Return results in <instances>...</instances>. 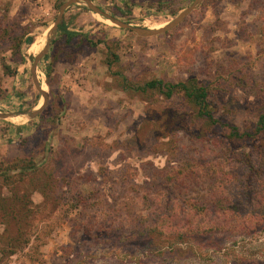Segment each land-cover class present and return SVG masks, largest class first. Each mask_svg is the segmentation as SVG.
I'll return each instance as SVG.
<instances>
[{"label":"rangeland","instance_id":"rangeland-1","mask_svg":"<svg viewBox=\"0 0 264 264\" xmlns=\"http://www.w3.org/2000/svg\"><path fill=\"white\" fill-rule=\"evenodd\" d=\"M67 1L1 3L0 114L43 106L31 67ZM91 1L158 29L195 0ZM64 21L89 40L51 45L46 108L0 118V264H264V136L231 140L226 126L253 133L264 115V0H203L153 37L83 2ZM115 73L137 86L195 78L223 125Z\"/></svg>","mask_w":264,"mask_h":264},{"label":"trees","instance_id":"trees-1","mask_svg":"<svg viewBox=\"0 0 264 264\" xmlns=\"http://www.w3.org/2000/svg\"><path fill=\"white\" fill-rule=\"evenodd\" d=\"M78 37H82L84 40H89L87 35H81L69 31L67 23L64 21L60 25L59 34L53 41L52 45H58L60 42L70 45ZM48 58L49 57L46 56L45 60ZM117 60L118 57L115 56L114 61L116 62ZM112 64L113 63H108L110 70H112ZM44 73L49 75L48 69L45 70ZM115 75L122 79L124 90H132L134 92H141L142 94L157 93L166 100H171L175 96L180 95L194 111L195 117L200 121H203L206 126L213 127L219 124L223 125L216 116V110L212 103L209 101L210 93L208 87L195 78L179 83L164 82L163 80H150L142 86H137L130 84L128 79L121 73H115ZM226 126H228L230 130L229 138L231 140H260V138L264 136V115L259 118L253 133H241L240 130L233 125L228 124ZM149 226V234L157 233L161 228L160 225L154 221H152Z\"/></svg>","mask_w":264,"mask_h":264},{"label":"water","instance_id":"water-1","mask_svg":"<svg viewBox=\"0 0 264 264\" xmlns=\"http://www.w3.org/2000/svg\"><path fill=\"white\" fill-rule=\"evenodd\" d=\"M81 2L85 3L90 8L91 11H93L94 13H97L99 15L104 16L107 20L111 21L113 24L120 27L121 29L132 31L141 37H153V36L162 35L164 33H167L169 31H172V30L176 29L177 27H179L191 15V13H193L195 10H197V8L202 4L203 0H195L191 7H189L187 10L182 12L172 22H170L166 26L158 28V29H147V28L133 27L126 22L120 21V20L116 19L115 17L108 15L103 10L98 8L97 6L93 5L91 0H69V1L65 2L60 8L59 15H58L52 29L50 30L49 35L46 38V43H45L44 47L34 57L33 64L31 67L32 81L34 83L36 90L42 95V97L44 99L43 106L40 109H34L32 111H29V112L0 114L1 119L15 117V116H17V114L18 115H26L30 119H35V118L39 117L41 115V113L44 111V109L46 108V106L49 102V95L47 94L46 91H44L42 89V84L39 81V76H38L39 65L43 61V59L46 57V55L49 53L51 44L56 39V37L59 33L60 25L63 21V17H64L66 10L69 7H71L72 5H75V4H78Z\"/></svg>","mask_w":264,"mask_h":264},{"label":"bare ground","instance_id":"bare-ground-1","mask_svg":"<svg viewBox=\"0 0 264 264\" xmlns=\"http://www.w3.org/2000/svg\"><path fill=\"white\" fill-rule=\"evenodd\" d=\"M109 21V20H108ZM110 23H111V21H109ZM42 48H43V46H42ZM42 48L40 49V51L42 50ZM39 51V52H40ZM38 52V53H39ZM37 53V54H38ZM39 78H40V81L42 82L41 84H42V89L44 90V91H46L47 89H46V85L43 83V74H41V73H39ZM42 105V104H41ZM40 105V106H41ZM40 106H38L37 108H39ZM19 117H22V116H19ZM18 118L16 117L14 120H17Z\"/></svg>","mask_w":264,"mask_h":264},{"label":"built area","instance_id":"built-area-1","mask_svg":"<svg viewBox=\"0 0 264 264\" xmlns=\"http://www.w3.org/2000/svg\"><path fill=\"white\" fill-rule=\"evenodd\" d=\"M7 1H13V0H0V5H1V3L3 4V3H5V2H7Z\"/></svg>","mask_w":264,"mask_h":264},{"label":"crops","instance_id":"crops-1","mask_svg":"<svg viewBox=\"0 0 264 264\" xmlns=\"http://www.w3.org/2000/svg\"><path fill=\"white\" fill-rule=\"evenodd\" d=\"M20 1H21V0H13V3H15V4L17 3V4H18V3H20ZM52 43H53V42H52ZM51 45H52V44H51ZM34 57H35V56H34Z\"/></svg>","mask_w":264,"mask_h":264}]
</instances>
